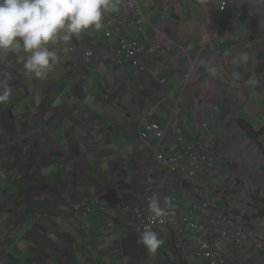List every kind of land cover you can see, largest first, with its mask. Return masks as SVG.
<instances>
[{
  "label": "crops",
  "instance_id": "crops-1",
  "mask_svg": "<svg viewBox=\"0 0 264 264\" xmlns=\"http://www.w3.org/2000/svg\"><path fill=\"white\" fill-rule=\"evenodd\" d=\"M139 3L148 35L134 14L113 22L119 7L102 29L50 44L57 60L46 79L26 72L22 47L0 52V95L11 89L0 102V131L9 134L0 143V175L12 179L13 191L0 200V264H186L195 253L192 235L156 229L164 243L151 253L125 210H143L160 189L163 207L177 198L203 223L201 202L217 199L222 209L225 189L238 202L264 195V136L254 141L242 128L246 121L264 130L257 127L264 120V0ZM123 37H142L148 72L121 64ZM156 123L166 138L146 142L142 134ZM208 134L213 173L189 183L161 166L159 145L182 157ZM81 203L92 212L78 216L73 207ZM224 248L237 264H264V252L252 259L243 246Z\"/></svg>",
  "mask_w": 264,
  "mask_h": 264
},
{
  "label": "built area",
  "instance_id": "built-area-1",
  "mask_svg": "<svg viewBox=\"0 0 264 264\" xmlns=\"http://www.w3.org/2000/svg\"><path fill=\"white\" fill-rule=\"evenodd\" d=\"M121 9L126 14H140L141 5L139 0H125ZM223 10L226 9L224 5ZM118 13L117 17H120ZM142 35L148 34V25L146 17H142L137 23ZM86 31V30H85ZM83 31V32H85ZM108 44L113 42V32L107 33ZM123 47L117 50L116 53L120 56L121 64L137 66L142 71H147V66L144 65L143 54L146 47L143 42H130L125 38H121ZM87 59L91 60L95 56L92 49L86 52ZM194 70L187 75L185 86H189ZM208 129V124L204 125ZM160 140L166 138V133L161 123H156L148 128L146 133L142 134V139L146 142L150 141L152 135ZM214 137L208 134L203 143L191 141L185 150V155L177 157L169 155L163 150L162 146L157 147L160 164L162 167L169 169L173 177L181 176L187 182H192L198 176H208L214 171V161L208 157L204 146L207 142H212ZM191 159V162H188ZM200 162L202 166L195 164ZM242 171L244 164L237 163ZM247 168V166H246ZM243 174V172H242ZM241 177H244L242 175ZM240 177V178H241ZM246 177H248L246 175ZM249 182V179H242L244 184ZM149 182L158 183V178H150ZM160 189L155 193L159 195ZM153 196V195H152ZM149 202L143 210L132 211L129 207L125 210L127 218H132L137 224L138 234L141 236L145 229H150L155 232L156 229H161L165 232H170L181 239L184 235H192L195 243V257L199 263L194 262L191 257H188L186 264H237L234 261L232 254L225 251L224 245L229 247L243 246L252 256V259H257L259 254L264 252V202L250 198L248 200L239 201L238 194L232 190L225 189L221 192V197L224 201V206L220 209L217 199H206L201 202L200 210L204 219L203 223L195 221L189 217L186 212L179 207L177 198H169L168 207L165 209V215L159 220H154L150 211ZM234 200L236 202H234ZM85 209L84 205L78 207L79 211ZM89 212L91 210H88ZM220 235L221 240H212L209 237Z\"/></svg>",
  "mask_w": 264,
  "mask_h": 264
},
{
  "label": "clouds",
  "instance_id": "clouds-1",
  "mask_svg": "<svg viewBox=\"0 0 264 264\" xmlns=\"http://www.w3.org/2000/svg\"><path fill=\"white\" fill-rule=\"evenodd\" d=\"M119 7L120 0H0V52L22 47L28 53L24 61L26 72L35 78L46 79L57 60L49 48L50 44L60 39L67 40L71 35H78L89 28L102 29L106 15L119 11ZM106 40L108 44L107 36ZM139 41L143 42L142 37ZM144 65L147 66L145 61ZM208 70L215 71L214 68ZM10 93L11 89L8 88L0 95V102L6 101ZM254 199L264 202V195ZM80 205H84L85 209L79 211ZM73 208L78 216L86 211L92 212L85 203L76 204ZM149 211L154 220L165 215L158 193L153 194ZM139 243L154 253L164 241L156 232L145 229Z\"/></svg>",
  "mask_w": 264,
  "mask_h": 264
},
{
  "label": "rangeland",
  "instance_id": "rangeland-1",
  "mask_svg": "<svg viewBox=\"0 0 264 264\" xmlns=\"http://www.w3.org/2000/svg\"><path fill=\"white\" fill-rule=\"evenodd\" d=\"M120 15L121 14H123V12H122V9H121V6H120ZM134 15H136V17H139V18H142V17H144V15H143V13H142V11H141V13L140 14H134ZM138 22V21H137ZM123 38H125V37H123ZM126 39V38H125ZM127 40H129V39H127ZM130 42H135V41H131V40H129ZM122 47H123V43H122V40H121V42H120V47L117 49V50H120V49H122ZM95 52V51H94ZM17 123L19 124V121H17ZM257 127L258 128H260L259 130H261V129H263L264 128V120L262 121V125H260L259 123H258V125H257ZM7 137H9V134L6 132L5 134H4V131H0V143H3V142H5L6 141V139H7ZM39 152L38 151H36L35 152V154L37 155ZM35 155V157H37ZM209 157H211V155H209ZM38 159H40V158H38ZM9 175V174H8ZM9 179H11V177H9ZM11 183H12V179L10 180V181H7V180H3L2 178H1V175H0V200L2 199L1 198V195L3 194V196L4 195H6V193H10V192H13L12 190H11V188H10V186H11ZM263 183H264V181H263ZM186 214L189 216V217H191L190 215H189V213L188 212H186ZM196 214V218L199 216L200 218L198 219V220H200L201 219V215L200 214H198V213H195ZM200 222V221H199ZM15 252H17V250H14ZM196 257H195V254L194 255H192V260L194 261V262H198L199 263V261H197L196 259H195Z\"/></svg>",
  "mask_w": 264,
  "mask_h": 264
},
{
  "label": "trees",
  "instance_id": "trees-1",
  "mask_svg": "<svg viewBox=\"0 0 264 264\" xmlns=\"http://www.w3.org/2000/svg\"><path fill=\"white\" fill-rule=\"evenodd\" d=\"M242 128L254 141H257L260 137L264 136V130L258 132L246 121H242Z\"/></svg>",
  "mask_w": 264,
  "mask_h": 264
}]
</instances>
